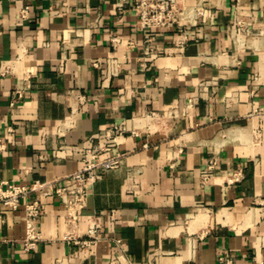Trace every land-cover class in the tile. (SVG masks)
Here are the masks:
<instances>
[{
  "label": "crops",
  "instance_id": "0c3cea01",
  "mask_svg": "<svg viewBox=\"0 0 264 264\" xmlns=\"http://www.w3.org/2000/svg\"><path fill=\"white\" fill-rule=\"evenodd\" d=\"M122 1L0 0V70L13 61L0 75V183H65L82 161L57 155L62 143L140 129L89 192L95 247L69 244L48 196L44 238L26 252L32 192L0 207L2 264H264V0H178L182 24L152 29ZM149 111L160 119L145 130Z\"/></svg>",
  "mask_w": 264,
  "mask_h": 264
},
{
  "label": "built area",
  "instance_id": "2783aa9c",
  "mask_svg": "<svg viewBox=\"0 0 264 264\" xmlns=\"http://www.w3.org/2000/svg\"><path fill=\"white\" fill-rule=\"evenodd\" d=\"M122 2H128V0ZM134 9L144 29L175 27L182 24L184 10L179 8L178 0H135ZM27 13L28 9H23L21 17L25 18ZM112 41L116 45L118 37H112ZM12 71L13 61H5L0 75L5 76ZM17 93L22 96V89H18ZM143 119L145 130H150L151 123L160 119V115L155 111H149ZM128 134L139 135L140 129L126 121L107 127L103 133L91 135L80 143L74 145L62 143L57 150V155L65 156L67 150L78 152L82 161L78 170L65 176L67 180L65 183H57L55 180H36L30 185L19 181L0 183V207L18 210L23 200L30 193H35V197L24 204L26 232L23 249L26 252L34 251L44 238L40 222L45 215L43 198L48 196H56L64 205L65 223L69 227L66 239L69 244L81 250L92 249L97 245L101 238L102 223L97 214L85 212L88 195L95 183L102 179L107 171L121 166L126 155V151L121 150V145ZM215 164V160L208 164L204 170V179L211 176ZM83 218L87 222V228L83 234H79L78 228ZM219 261L221 264H232V260L224 254L219 257ZM0 264H2L1 258Z\"/></svg>",
  "mask_w": 264,
  "mask_h": 264
}]
</instances>
